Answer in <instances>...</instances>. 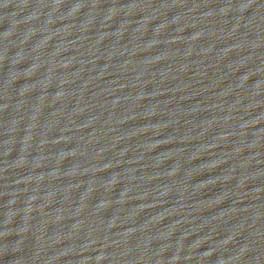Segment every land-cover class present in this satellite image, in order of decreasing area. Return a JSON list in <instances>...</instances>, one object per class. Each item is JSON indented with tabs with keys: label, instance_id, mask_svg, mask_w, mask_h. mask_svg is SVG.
<instances>
[{
	"label": "water",
	"instance_id": "1",
	"mask_svg": "<svg viewBox=\"0 0 264 264\" xmlns=\"http://www.w3.org/2000/svg\"><path fill=\"white\" fill-rule=\"evenodd\" d=\"M0 264H264V0H0Z\"/></svg>",
	"mask_w": 264,
	"mask_h": 264
}]
</instances>
